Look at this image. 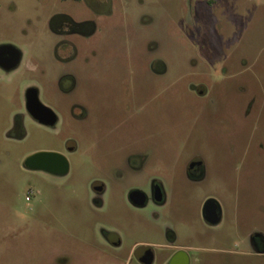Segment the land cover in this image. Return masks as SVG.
<instances>
[{"label": "rangeland", "instance_id": "obj_1", "mask_svg": "<svg viewBox=\"0 0 264 264\" xmlns=\"http://www.w3.org/2000/svg\"><path fill=\"white\" fill-rule=\"evenodd\" d=\"M57 13L94 23L74 90L56 84ZM2 44L24 58L14 75L0 72V264H138L134 251L151 243L158 257L160 245L186 252L189 264H264L245 245L264 236V0H0ZM33 81L49 85L38 93L53 126L24 113ZM134 150L162 204L126 203L116 169ZM39 152L64 156L67 173L27 169ZM191 161L199 180L187 176ZM209 199L217 226L201 216ZM105 232L120 245L107 246Z\"/></svg>", "mask_w": 264, "mask_h": 264}, {"label": "flooded vegetation", "instance_id": "obj_2", "mask_svg": "<svg viewBox=\"0 0 264 264\" xmlns=\"http://www.w3.org/2000/svg\"><path fill=\"white\" fill-rule=\"evenodd\" d=\"M74 1L78 2L80 0ZM86 1H89V3L93 5H98L99 3L109 5L110 3V0H102V2L100 0ZM49 32L54 42V58L61 68L56 84L58 87L64 88L65 90H74L77 87V69L87 70L90 64L89 56L93 55V50L89 47V40L94 32V23L89 19L75 21L68 14L57 13L52 18ZM23 58V52L17 47L11 44L0 45V72L4 73V76L14 75V73L19 70ZM73 64H77L76 67H73ZM125 65H127L126 69L130 75L136 74L134 67L131 66V61L127 62ZM150 74L153 75V67L151 68ZM85 84L88 86L91 82L87 80ZM48 86L49 85L44 81L29 82L25 85L26 94L23 100L25 115L43 126H53L57 122L56 114L47 104L39 100L38 92L45 90ZM199 92L201 93V91ZM35 102L39 105V114H41L45 121L53 122L51 125L38 122L28 113L27 109H32V111L37 110L34 104ZM77 107H80V105L77 104ZM22 116L20 115L21 119ZM14 127V130L17 131L16 136L22 138L24 133L22 134L20 132L22 130L21 121L19 120L14 124ZM67 148L70 151L73 149L71 145L67 146ZM147 151L148 149L145 150V152ZM62 157L65 159L64 156ZM139 159L140 162H136V160L139 161ZM67 171L68 163L67 170L63 174L43 172L51 175H64ZM116 172L119 182L125 191L126 203L131 208L139 210L147 205L153 206V203L162 204L164 202L165 196L162 187L157 180L153 179V168L150 169L146 167L145 162L141 159V151L134 150L133 152H128L125 162L118 166ZM186 173L191 180H199L202 176L201 163L199 161L189 162L186 165ZM141 180L143 183H146V188L139 187V182ZM99 186L100 188H95L94 192L96 194L102 192V187L100 184ZM94 201L98 203L97 200ZM201 216L207 225L217 226L222 219V212L219 204L211 199L206 200L201 206ZM104 237L107 246L114 249L120 245L119 237L115 233L105 232ZM245 245L254 255L258 257L264 256V236L261 233L253 232L248 234ZM91 249L97 251V249L93 247ZM159 249L161 257H158L154 252L153 243L141 245L134 251V258L138 264H182V262H184L183 264H189V257L186 252L175 249L169 255H166L165 253L169 249L168 246L160 245Z\"/></svg>", "mask_w": 264, "mask_h": 264}, {"label": "water", "instance_id": "obj_3", "mask_svg": "<svg viewBox=\"0 0 264 264\" xmlns=\"http://www.w3.org/2000/svg\"><path fill=\"white\" fill-rule=\"evenodd\" d=\"M34 104L37 108L36 111L27 109L32 118L46 125H51L53 122L45 121V119L38 112L40 109L39 105L36 102ZM24 166L31 170H42L52 174H63L67 170V162L61 155L48 152L32 154L25 160ZM183 263L184 262H182V264Z\"/></svg>", "mask_w": 264, "mask_h": 264}]
</instances>
